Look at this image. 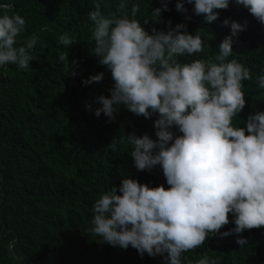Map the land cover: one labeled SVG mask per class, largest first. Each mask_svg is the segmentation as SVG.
Wrapping results in <instances>:
<instances>
[{
  "label": "clouds",
  "instance_id": "obj_1",
  "mask_svg": "<svg viewBox=\"0 0 264 264\" xmlns=\"http://www.w3.org/2000/svg\"><path fill=\"white\" fill-rule=\"evenodd\" d=\"M186 2L193 14H203L206 23L218 18L215 10L239 5L264 25V0ZM10 6L0 3V9ZM100 7L102 0L87 14L93 23L90 52L110 73L90 75L81 83L87 86L104 78L114 82L109 97H96L100 105L93 112L96 117L103 113L111 120L120 106L146 119L156 114L155 139L128 134V155L138 171L159 165L169 187L150 188L123 178L118 188L110 187L92 204L78 205L65 218V235L83 255L122 261L121 255H127L134 262L184 264L182 254L218 233L229 223V214L234 227L219 232L222 237L264 226V92L257 89L262 102L250 107L248 98L258 93L247 95L249 71L237 60L227 59L233 38L246 29V23L221 22L229 35L218 45L213 54L218 63H213L199 53L200 36L182 31L183 24L149 35L136 19L106 18ZM124 7L125 0H120L119 8ZM175 9L185 11L179 0ZM137 11L133 5L131 15L135 17ZM162 11H167L166 3L151 15L156 19ZM24 26L19 15L0 14V68L29 66L35 37L16 46ZM58 41L66 48L73 44L66 34ZM185 55L188 62H179ZM60 59L65 61L66 54ZM257 79L264 89V75ZM116 144L113 140L111 147ZM247 238L235 242L244 245ZM197 264L214 262L203 257Z\"/></svg>",
  "mask_w": 264,
  "mask_h": 264
},
{
  "label": "trees",
  "instance_id": "obj_2",
  "mask_svg": "<svg viewBox=\"0 0 264 264\" xmlns=\"http://www.w3.org/2000/svg\"><path fill=\"white\" fill-rule=\"evenodd\" d=\"M98 2L0 0L11 5L0 9V14L19 15L25 21L16 46L36 39L27 68L18 69L15 64L0 68V264H157L146 259L134 262L127 255H121L125 261L83 255L64 233L65 218L78 205L92 204L110 187L118 188L123 178L150 188L169 187L159 165L151 171H138L128 155V134L155 139L156 114L146 119L120 106L111 120L103 113L96 117L93 112L100 107L96 97H109L114 82L104 78L87 86L81 83L90 75L106 77L110 73L90 52L93 23L87 14ZM102 2L103 16L136 19L149 35L183 24L182 31L200 36L199 53L206 62L218 63L213 54L229 35V28L221 23L224 19L246 23V29L233 38L227 59L237 60L249 71L247 95L258 93L248 98L249 106L262 102L257 89H264L258 87L257 78L264 75V25L243 6L215 10L218 18L206 23L203 14H193L186 0H179L183 12L175 9L178 0H125L123 9L120 0ZM162 3L167 4V11L155 19L151 12ZM133 5L138 8L135 17L131 15ZM61 34L68 35L73 44L60 45ZM64 54L66 60L62 61ZM188 57L181 56L179 62L187 63ZM85 105L90 108L86 110ZM172 131L180 135L174 128ZM113 140L117 141L115 148L111 147ZM228 219L219 232L234 227L231 214ZM219 232L183 253L184 260L197 264L207 257L214 264H264V226L223 237ZM245 236L246 244L235 242Z\"/></svg>",
  "mask_w": 264,
  "mask_h": 264
},
{
  "label": "water",
  "instance_id": "obj_3",
  "mask_svg": "<svg viewBox=\"0 0 264 264\" xmlns=\"http://www.w3.org/2000/svg\"><path fill=\"white\" fill-rule=\"evenodd\" d=\"M244 9H245V8H244ZM245 12H246V13H248V11H247V10H246ZM248 14H250V13H248Z\"/></svg>",
  "mask_w": 264,
  "mask_h": 264
}]
</instances>
